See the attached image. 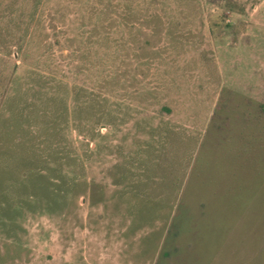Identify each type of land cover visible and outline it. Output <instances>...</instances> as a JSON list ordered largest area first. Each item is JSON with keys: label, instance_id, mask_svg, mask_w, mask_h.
Segmentation results:
<instances>
[{"label": "rangeland", "instance_id": "rangeland-1", "mask_svg": "<svg viewBox=\"0 0 264 264\" xmlns=\"http://www.w3.org/2000/svg\"><path fill=\"white\" fill-rule=\"evenodd\" d=\"M0 264H264V0H0Z\"/></svg>", "mask_w": 264, "mask_h": 264}]
</instances>
